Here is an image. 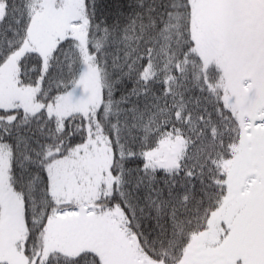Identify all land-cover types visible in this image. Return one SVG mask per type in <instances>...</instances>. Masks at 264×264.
<instances>
[{
	"label": "snow or ice",
	"instance_id": "6c2138e0",
	"mask_svg": "<svg viewBox=\"0 0 264 264\" xmlns=\"http://www.w3.org/2000/svg\"><path fill=\"white\" fill-rule=\"evenodd\" d=\"M0 264H264V0H0Z\"/></svg>",
	"mask_w": 264,
	"mask_h": 264
}]
</instances>
